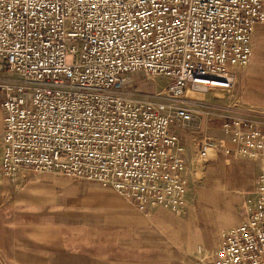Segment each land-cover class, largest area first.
Wrapping results in <instances>:
<instances>
[{
	"label": "built area",
	"instance_id": "obj_1",
	"mask_svg": "<svg viewBox=\"0 0 264 264\" xmlns=\"http://www.w3.org/2000/svg\"><path fill=\"white\" fill-rule=\"evenodd\" d=\"M262 21L264 0H0L3 179L56 173L108 186L145 214H183L184 148L172 124L195 112L177 99L215 82L231 88ZM137 73L166 78V99L127 95ZM222 129L232 144L224 151L259 170L244 221L200 260L264 264V130L234 116ZM217 147L201 136L197 160Z\"/></svg>",
	"mask_w": 264,
	"mask_h": 264
},
{
	"label": "crops",
	"instance_id": "obj_2",
	"mask_svg": "<svg viewBox=\"0 0 264 264\" xmlns=\"http://www.w3.org/2000/svg\"><path fill=\"white\" fill-rule=\"evenodd\" d=\"M252 46L227 111L236 114L242 108L264 130V21L255 25ZM2 100L0 92V143ZM225 115H194L188 123L172 124L184 148L188 180L181 215L160 207L145 214L108 186L74 183L64 175L27 172L15 192L0 172V264H205L202 252L211 254L222 231L244 221L242 192L254 188L259 170L257 160L224 151L232 146L222 129ZM203 135L214 138L218 147L196 181L192 157Z\"/></svg>",
	"mask_w": 264,
	"mask_h": 264
},
{
	"label": "rangeland",
	"instance_id": "obj_3",
	"mask_svg": "<svg viewBox=\"0 0 264 264\" xmlns=\"http://www.w3.org/2000/svg\"><path fill=\"white\" fill-rule=\"evenodd\" d=\"M252 50H253V46H252ZM243 68L244 67L236 70L233 86L231 88L229 89L208 88L206 90L203 89L204 91L189 90V91H186V93L180 99H177L178 103L186 105L189 108L193 109L195 112V116H196L195 119L212 118V117L214 118L218 114H220V116L221 114L223 115L226 114L224 118L229 117V116L246 118L245 115H243L242 113L243 112L242 108L238 107L237 105H234L235 108L236 107L239 108L238 111L235 112L236 114H232V112L227 111V108H232V107H229L228 104L235 102L234 98L236 97V91L233 89L236 88L240 83ZM167 83H168V80L164 77H155L153 79H149L140 73L130 74L128 76V84L124 88V92L127 95H134L137 98H141V99L161 101V100L166 99L164 91H165V87ZM195 150H196V147L193 152L192 162L198 168V171H197L198 177L196 176L197 178L196 181H198L202 177V172H203V169L206 163L205 161L211 159L215 155V153L213 150L209 158L205 159L204 161H198L195 156ZM28 172H31V171H28ZM26 173L23 174L24 176L20 179L19 183L14 184L8 181L11 185H13L15 192H18L19 190L22 189L25 183V180H26V175H25ZM31 173L34 175L55 174V175L63 176L61 174H56V173H35V172H31ZM0 180H1V176H0ZM2 181L5 183H8L7 180L3 178H2ZM84 181L85 180L72 179V182L74 183L84 182ZM187 183H188V180H187ZM0 187H1V184H0ZM99 192L100 191L98 189L92 190V193H99ZM246 192L248 191L242 192L243 197H244V193ZM0 197H1V190H0ZM123 200L127 205L132 206L124 198ZM205 254L206 252L203 251L201 256L204 257Z\"/></svg>",
	"mask_w": 264,
	"mask_h": 264
},
{
	"label": "bare ground",
	"instance_id": "obj_4",
	"mask_svg": "<svg viewBox=\"0 0 264 264\" xmlns=\"http://www.w3.org/2000/svg\"><path fill=\"white\" fill-rule=\"evenodd\" d=\"M216 83H219V85H215ZM213 86H214V88H219V86H221V83L220 82H215V83H213ZM200 89H204V90H206L207 88L206 87H202V88H200Z\"/></svg>",
	"mask_w": 264,
	"mask_h": 264
}]
</instances>
